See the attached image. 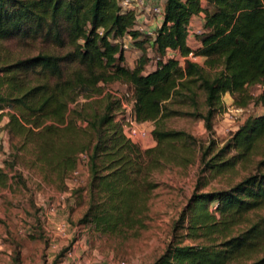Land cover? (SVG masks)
Wrapping results in <instances>:
<instances>
[{
	"label": "trees",
	"instance_id": "1",
	"mask_svg": "<svg viewBox=\"0 0 264 264\" xmlns=\"http://www.w3.org/2000/svg\"><path fill=\"white\" fill-rule=\"evenodd\" d=\"M200 16L202 33L191 37ZM139 23L120 0H0V116L10 157L30 144L42 169L63 181L85 155L88 206L79 223L121 240L146 228L152 175L198 160V174L225 186L201 192L205 182H198L175 230L200 242L170 244L154 264H264V0H164L153 37L136 30ZM124 35L142 52L132 68L113 43ZM10 40L53 51L19 58ZM167 50L185 58L183 66L164 60ZM148 54L159 58L151 70ZM115 83L129 86L137 122L152 126L153 147L140 150L126 138L116 120L121 99L103 92ZM257 85L263 91L253 97L248 90ZM225 94L236 107L254 103L262 112L222 147L209 140L197 148L189 132L169 126L197 120L211 134ZM7 182L0 170V187Z\"/></svg>",
	"mask_w": 264,
	"mask_h": 264
},
{
	"label": "rangeland",
	"instance_id": "2",
	"mask_svg": "<svg viewBox=\"0 0 264 264\" xmlns=\"http://www.w3.org/2000/svg\"><path fill=\"white\" fill-rule=\"evenodd\" d=\"M157 21L147 14L139 15V24L146 28ZM190 27L192 30L200 28L193 23ZM7 48L19 58L35 55L41 50L53 51L51 46L39 43L28 46L16 40L8 41ZM146 53L144 58H147ZM141 56V50L132 46L125 53L124 65L132 68ZM148 56L151 59L147 68L151 70L156 57ZM200 60L196 57L193 61L200 63ZM248 91L253 97L259 93L254 87ZM103 92H115L114 96L131 93L129 86L119 83L104 86ZM83 101L79 99V102ZM224 102V110L216 115L211 134L197 120L178 119L169 122V126L189 132L196 138L197 148L206 146L209 140L220 148L249 116L261 113L254 103L239 114L233 111L236 106L231 97ZM119 117H116L117 121ZM6 121V116H0V170L7 175L6 184L9 185L0 187V264H154L170 244L200 242L186 238L184 230L176 231L175 223L196 191L198 182H205L201 192L219 190L225 183L221 178L211 179L205 173L198 174V160L185 169L155 172L152 179L157 187L151 193L146 228L135 238H111L95 232L90 224L79 223L88 206L86 159L80 155L76 166L79 174L74 177L72 171L63 181L55 173L42 169L34 159L30 144L18 150L14 160L10 157V138L3 128ZM144 125H148V129L152 127L151 124ZM16 142L21 144L19 140ZM135 145L145 150L153 147L154 141H138ZM13 160L17 163L11 171ZM244 175L240 173L235 182Z\"/></svg>",
	"mask_w": 264,
	"mask_h": 264
},
{
	"label": "built area",
	"instance_id": "3",
	"mask_svg": "<svg viewBox=\"0 0 264 264\" xmlns=\"http://www.w3.org/2000/svg\"><path fill=\"white\" fill-rule=\"evenodd\" d=\"M163 3L164 0H120V5L122 10L124 11H133L136 14H147L151 17H154L161 20L163 16ZM136 30L140 31L141 33H144L145 35H148L150 37L154 36V32L145 26L139 24L135 25L134 27ZM202 33L201 27L198 30H192L190 29V35L191 37L199 36ZM113 43H117L120 45L121 49L124 53L128 52L131 46V38L128 35H124L122 38H118L113 40ZM175 59L179 62L181 66L184 64L185 58L181 57L178 53L173 52L171 50H167L165 55L163 56V59ZM188 59L195 60L196 57L190 53L188 55ZM156 60H159V58H156ZM259 92L263 91V88L259 85L254 87ZM115 92H112L113 95ZM121 99L122 109L124 110V113L121 115V118L119 117V121L122 123V129L127 139H129L132 143L138 144V141H146L149 140L152 142V136H151V128L148 129V125L141 124L137 122L135 118V113L133 110V101L131 100V93H125L123 95L117 96ZM235 113L241 114L243 112V108H233ZM151 126V125H150ZM82 158L86 159L85 155H81ZM72 174L77 176L79 174L78 169L73 170ZM50 211H53L51 209Z\"/></svg>",
	"mask_w": 264,
	"mask_h": 264
},
{
	"label": "crops",
	"instance_id": "4",
	"mask_svg": "<svg viewBox=\"0 0 264 264\" xmlns=\"http://www.w3.org/2000/svg\"><path fill=\"white\" fill-rule=\"evenodd\" d=\"M202 16H200V17H194L192 20H191V23H193L194 25H198V27H201V22H202V18H201ZM159 23H160V21H157V22H154V23H152V26H150L148 29H150V30H155L157 27H158V25H159ZM190 46L192 47V48H197V47H199V44L197 43V41H195V39H193V41L192 42H190ZM201 59V58H200ZM201 62L200 63H202V61H203V59H201L200 60ZM148 70V69H147ZM230 98V96L228 95V94H225L224 95V100L223 101H225L226 100V98ZM225 103V102H224ZM227 103V102H226ZM261 111V110H260ZM262 112V111H261ZM261 114V113H260Z\"/></svg>",
	"mask_w": 264,
	"mask_h": 264
}]
</instances>
